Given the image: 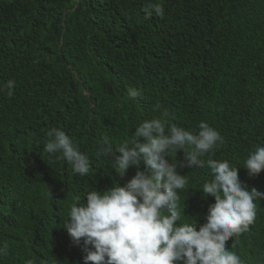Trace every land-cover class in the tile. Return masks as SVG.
<instances>
[{
    "label": "trees",
    "instance_id": "16d2710c",
    "mask_svg": "<svg viewBox=\"0 0 264 264\" xmlns=\"http://www.w3.org/2000/svg\"><path fill=\"white\" fill-rule=\"evenodd\" d=\"M9 79L14 96L0 93V242L9 254L0 264H81L62 228L71 205L136 171L121 176L109 156L96 155L105 138L114 161L120 142L166 109L169 124L196 130L206 121L219 131L224 142L212 158L240 173L264 144V0H0V84ZM130 87L141 95L129 98ZM53 127L89 156L87 176L44 151ZM183 161L177 150L189 188L181 206L198 230L214 203L199 189L212 176ZM246 176L242 184L264 192V170ZM261 201L249 232L232 242L247 264H264ZM38 237L60 240L47 246Z\"/></svg>",
    "mask_w": 264,
    "mask_h": 264
},
{
    "label": "clouds",
    "instance_id": "9594fccd",
    "mask_svg": "<svg viewBox=\"0 0 264 264\" xmlns=\"http://www.w3.org/2000/svg\"><path fill=\"white\" fill-rule=\"evenodd\" d=\"M154 11L163 15L164 8L155 5ZM16 82L12 79L0 84V93L14 96ZM129 98L141 95L130 87ZM156 109H160L157 104ZM165 109L159 117L141 121L115 150L120 153L112 160L114 151L105 138L97 156H109L113 170L124 176L130 166L135 174L122 186L116 183L102 192L95 189L86 194L83 203L77 198L70 207L62 228L66 241L83 256L81 264H247L233 249L232 242L247 233L255 223L257 203L264 192L249 189L239 177L246 179L264 170V144L246 154L240 167L227 160L213 159L214 150L223 144L219 131L206 121L196 130H187L167 123ZM44 151L57 160L67 162L74 174L87 176L91 170L89 156L80 151L74 138L63 129L51 128ZM177 150L184 161L179 167L210 169L212 179L199 190L214 197L207 209L205 222L198 227L184 215L181 193L189 189L188 177L177 172ZM175 159H169L171 155ZM207 156V159L204 157ZM143 161L147 171L140 170ZM184 201V200H183ZM182 216L187 222H181ZM231 248L226 247L229 239ZM47 246L59 242L38 237ZM9 254V244L0 242V257ZM45 264H55L49 257ZM26 264H34L28 259Z\"/></svg>",
    "mask_w": 264,
    "mask_h": 264
}]
</instances>
